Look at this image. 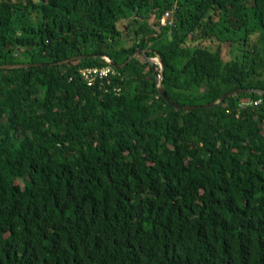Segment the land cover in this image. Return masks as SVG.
Wrapping results in <instances>:
<instances>
[{
    "label": "trees",
    "instance_id": "16d2710c",
    "mask_svg": "<svg viewBox=\"0 0 264 264\" xmlns=\"http://www.w3.org/2000/svg\"><path fill=\"white\" fill-rule=\"evenodd\" d=\"M136 48L179 104L264 89V0H0V65L94 54L0 70V264H264V94L81 79Z\"/></svg>",
    "mask_w": 264,
    "mask_h": 264
},
{
    "label": "water",
    "instance_id": "95a60500",
    "mask_svg": "<svg viewBox=\"0 0 264 264\" xmlns=\"http://www.w3.org/2000/svg\"><path fill=\"white\" fill-rule=\"evenodd\" d=\"M139 53H141L144 56H146V59L150 63H152V64L154 63V62H152L154 60V58L153 57H148L146 55L145 50H143L141 48H136L135 51H133L128 56V59L124 63L118 65V64H116L114 61H112L110 59V64L114 68H122L125 65V63L130 58H132L133 56H135V55H137ZM92 56H94V54H80V55L71 56L69 58H65V59H62L60 61L50 62V63L20 62V63H15V64H4V65H0V70L20 69V68H28V67H32V66L39 67V66H46V65H50V66H52V65H60V64L66 63L68 61L74 60V59H83V58H89V57H92ZM101 56L103 57L105 55H101ZM159 65H160V75L157 78V80L159 79L158 80L159 84L157 85L158 94L168 105H171L172 107H174L176 109H179V110L193 111V110H196V109H202V108L208 109V108L216 107V106L220 105L221 103H223V101H225L228 97H230L232 95H237V94H253V93L264 94V89H256V88H253V89H242V88H240V89H234L233 91H230V92L222 95L218 100H216L214 102H211V103H208V104H204V105H183V104H179V103H176V102L170 100L166 96V94L164 92V89H163V86L161 85V80H162V77H163V65H162V63L160 61H159Z\"/></svg>",
    "mask_w": 264,
    "mask_h": 264
},
{
    "label": "built area",
    "instance_id": "2783aa9c",
    "mask_svg": "<svg viewBox=\"0 0 264 264\" xmlns=\"http://www.w3.org/2000/svg\"><path fill=\"white\" fill-rule=\"evenodd\" d=\"M173 11L174 10L172 8L166 10L160 16V18H158V25L159 26H168V27L172 26L175 22V17H174ZM102 58H104L106 60L107 65H104V66H86V67L79 68V70H78L79 75L86 85L90 86V85L94 84L95 82H97L99 84L105 83L108 85L111 83L112 77L119 76V73L117 72L116 68H114L110 64V59L107 56H103ZM153 58H154V61L157 62V64H158L157 66L160 68L159 58L158 57H153ZM157 58H158V60H157ZM158 80H157V82L159 84ZM104 90L106 92L112 91L113 93L117 94L120 92V87L119 86L112 87V88L105 87ZM261 101H262L261 99H257V100L249 101L246 103H241L239 105V107L245 108L246 106H253V104H259Z\"/></svg>",
    "mask_w": 264,
    "mask_h": 264
},
{
    "label": "rangeland",
    "instance_id": "374dc122",
    "mask_svg": "<svg viewBox=\"0 0 264 264\" xmlns=\"http://www.w3.org/2000/svg\"><path fill=\"white\" fill-rule=\"evenodd\" d=\"M152 18V17H151ZM151 47L153 48V49H156V50H161V49H163V47H161V45H160V43H159V41H157V42H154V43H152V45H151ZM140 58H143V55L142 54H137ZM157 60H158V58H157ZM152 62H155L154 60L152 61ZM154 64H157V62H155ZM158 65V64H157ZM180 66V63L178 64V63H176V67L178 68ZM246 102H249V101H243V103H246ZM186 104H188L187 102H185ZM199 103V102H198Z\"/></svg>",
    "mask_w": 264,
    "mask_h": 264
}]
</instances>
